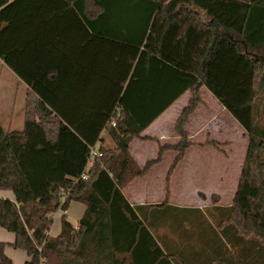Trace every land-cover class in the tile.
<instances>
[{
    "label": "trees",
    "instance_id": "16d2710c",
    "mask_svg": "<svg viewBox=\"0 0 264 264\" xmlns=\"http://www.w3.org/2000/svg\"><path fill=\"white\" fill-rule=\"evenodd\" d=\"M40 8L71 11L88 35L120 48L111 50L110 96L92 98L90 115L99 123L89 130L71 128L55 102L59 78L70 71L39 74L35 66H25L36 63L37 56L43 60L46 36L52 35L38 30L44 18ZM261 48L264 0H0V59L28 87L24 128L7 131L0 124V189L14 195L13 200L0 197V227L14 234L11 245L26 252L25 264H126L118 252L129 254L128 264H172L171 257L173 264H182L163 252L121 189L159 163L164 152L174 151L166 176L168 201L170 177L192 145L185 125L201 101L202 86L249 136L233 201L215 207L214 222L222 236L232 227L264 248V55L252 54ZM154 70L169 83L156 107L152 98L151 111L143 106L139 111L133 92L148 85ZM186 90L190 99L174 127L179 141L159 144L157 157L140 167L129 153L130 141L141 138L143 129ZM104 128L115 146H101L86 169ZM202 145L220 149L221 144L207 139ZM72 200L85 205L76 228L65 214ZM57 210L62 211L61 229L52 237L48 232ZM5 245L0 241V264H13Z\"/></svg>",
    "mask_w": 264,
    "mask_h": 264
},
{
    "label": "crops",
    "instance_id": "0c3cea01",
    "mask_svg": "<svg viewBox=\"0 0 264 264\" xmlns=\"http://www.w3.org/2000/svg\"><path fill=\"white\" fill-rule=\"evenodd\" d=\"M38 15L44 17L38 21V30L52 35L46 36L43 60L37 56L34 58L36 63L31 61L25 66L29 69L35 66L34 71L39 74L55 68L57 71L69 70V75L59 78L62 81L59 90L55 89L53 93L55 102L71 128L89 130L99 123L90 115L92 98L110 96L109 82L114 64L111 50L120 48L88 35L71 11L40 8ZM201 15L205 20L204 14ZM101 29L106 30L105 27ZM88 31L93 34L92 30ZM31 37L27 36L28 39ZM4 83L15 88L2 89ZM168 83L167 77H162L155 70L150 72L148 85L143 84L145 86L137 87L133 92L136 98L134 107L139 111L142 106L148 107L151 111V99L154 98L156 107V100ZM27 91V85L0 59V124L5 130L24 128ZM82 96L84 100H76ZM200 97V103L185 125L192 145L173 170L168 201L165 202L166 176L176 156V152L170 150L164 152L161 161L145 175L131 179L121 192L163 252L176 256L182 264H264V248L255 238L239 236L232 227L228 229V236H222L213 219V214L219 213L215 207H228L233 201L249 136L205 86L200 88ZM87 98L90 102L86 101ZM189 99L190 91L186 90L143 129L141 138L130 141L129 153L140 167L157 157L159 144L173 145L179 141L174 127ZM64 119L62 122L67 124ZM207 139L220 143V149L202 145ZM101 146H115L106 128L100 132L91 149L99 150ZM207 161L212 163L207 164ZM91 164L92 159L89 158L86 169ZM213 196H217L216 202L212 200ZM0 197L14 199L10 190L0 189ZM84 211L82 202L72 200L65 214L76 228ZM57 212L62 214L57 210L52 218ZM60 216L58 226L49 230V236L59 234ZM142 236L148 234L143 233ZM14 239L12 232L0 227V241L6 244L5 254L13 264H25L28 260L26 252L11 245ZM116 256L119 260L125 257L126 264L130 262L128 253L118 252Z\"/></svg>",
    "mask_w": 264,
    "mask_h": 264
},
{
    "label": "rangeland",
    "instance_id": "374dc122",
    "mask_svg": "<svg viewBox=\"0 0 264 264\" xmlns=\"http://www.w3.org/2000/svg\"><path fill=\"white\" fill-rule=\"evenodd\" d=\"M252 54H255V55H258V56H260L262 54L264 55V49L261 48V49L258 50V52H254L253 51ZM5 88L8 89V90H11L12 88L14 89L15 87L11 86L10 83H9V86H5V83H4V86H2V89H5ZM261 126H262V128H264V119L261 122ZM206 163L207 164H211L212 162L207 161ZM60 214H61L60 212H57L54 215V218H53L54 222H52V225H51L50 229L54 230L55 226H58V218H59Z\"/></svg>",
    "mask_w": 264,
    "mask_h": 264
},
{
    "label": "built area",
    "instance_id": "2783aa9c",
    "mask_svg": "<svg viewBox=\"0 0 264 264\" xmlns=\"http://www.w3.org/2000/svg\"><path fill=\"white\" fill-rule=\"evenodd\" d=\"M8 1L10 2V1H13V0H8ZM99 155H100V152L98 150H96V149H91L90 150V158L91 159H93L94 157L99 156ZM85 177H86V175H85V173H83L81 175V178H85ZM58 195L63 200L65 198V192H64V190L63 189H60L59 192H58Z\"/></svg>",
    "mask_w": 264,
    "mask_h": 264
}]
</instances>
